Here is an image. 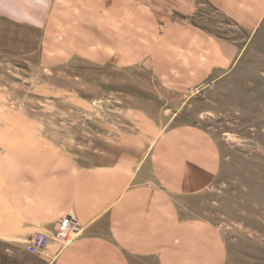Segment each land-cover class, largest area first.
<instances>
[{
  "label": "crops",
  "instance_id": "obj_1",
  "mask_svg": "<svg viewBox=\"0 0 264 264\" xmlns=\"http://www.w3.org/2000/svg\"><path fill=\"white\" fill-rule=\"evenodd\" d=\"M202 2L243 31L264 21V0H0V17L45 37L78 32L71 47L87 49L83 55L95 65L141 63L163 86L181 91L225 78L240 53L185 18ZM146 155L83 164L43 144L15 151L0 169V241L26 252L32 236L51 237L69 217L76 239H51L46 254L25 255L40 264H227L218 229L182 218L175 202L201 193L217 175L212 140L178 126Z\"/></svg>",
  "mask_w": 264,
  "mask_h": 264
},
{
  "label": "rangeland",
  "instance_id": "obj_2",
  "mask_svg": "<svg viewBox=\"0 0 264 264\" xmlns=\"http://www.w3.org/2000/svg\"><path fill=\"white\" fill-rule=\"evenodd\" d=\"M202 5L185 18L240 53L225 78L181 91L141 63L95 65L71 47L78 32L45 37L0 17V169L39 144L83 164L143 157L165 131L195 127L212 140L218 171L201 193L175 198L181 217L218 229L227 264H264V21L250 33ZM25 253L0 241V264H40Z\"/></svg>",
  "mask_w": 264,
  "mask_h": 264
},
{
  "label": "built area",
  "instance_id": "obj_3",
  "mask_svg": "<svg viewBox=\"0 0 264 264\" xmlns=\"http://www.w3.org/2000/svg\"><path fill=\"white\" fill-rule=\"evenodd\" d=\"M77 236L78 232L75 223L69 217H63L56 224L51 237L45 234H36L25 243V250L32 255L46 254L47 245L51 239L58 242L60 245H67L76 239Z\"/></svg>",
  "mask_w": 264,
  "mask_h": 264
}]
</instances>
